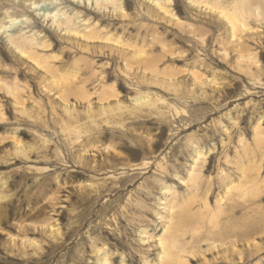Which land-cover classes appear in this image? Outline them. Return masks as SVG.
<instances>
[{
	"label": "rangeland",
	"instance_id": "obj_1",
	"mask_svg": "<svg viewBox=\"0 0 264 264\" xmlns=\"http://www.w3.org/2000/svg\"><path fill=\"white\" fill-rule=\"evenodd\" d=\"M0 264H264V0H0Z\"/></svg>",
	"mask_w": 264,
	"mask_h": 264
},
{
	"label": "bare ground",
	"instance_id": "obj_2",
	"mask_svg": "<svg viewBox=\"0 0 264 264\" xmlns=\"http://www.w3.org/2000/svg\"><path fill=\"white\" fill-rule=\"evenodd\" d=\"M83 36V38L86 40V39H92V40H94L95 38L97 39V38H99L100 36L99 35H95V34H93L92 32H88V33H85L84 35H82ZM88 41V40H87ZM86 45H88L87 43H85ZM47 46V45H46ZM23 52H25V51H23ZM139 52H142V50H140V51H133L132 52V54H130V58H132V59H134V58H136L137 56H139L140 55V53ZM30 53V52H29ZM24 54V53H23ZM32 55H33V58H34V56H35V52H32L31 54H28L27 56H28V58L30 57V58H32ZM35 61V60H34ZM36 64H38L37 62H35ZM135 64H137V62H135ZM35 70V69H34ZM158 146V144L155 142L154 144H153V148H156ZM185 149V148H184ZM183 150V149H182ZM181 154H183V153H181ZM241 225V227H244L243 226V224H240ZM230 227H231V223H230V225L229 226H225V228H227V230H219V234L220 235H222L223 237H227L228 235H229V231H230ZM243 235H245V234H243ZM173 247V246H172ZM171 247V248H172ZM174 248V247H173ZM172 248V249H173ZM175 255H177V252L175 253Z\"/></svg>",
	"mask_w": 264,
	"mask_h": 264
}]
</instances>
